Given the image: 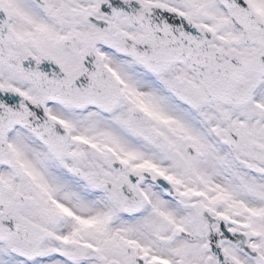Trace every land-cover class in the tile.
Here are the masks:
<instances>
[{
    "label": "snow or ice",
    "instance_id": "1",
    "mask_svg": "<svg viewBox=\"0 0 264 264\" xmlns=\"http://www.w3.org/2000/svg\"><path fill=\"white\" fill-rule=\"evenodd\" d=\"M0 264H264V0H0Z\"/></svg>",
    "mask_w": 264,
    "mask_h": 264
}]
</instances>
